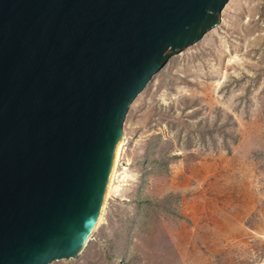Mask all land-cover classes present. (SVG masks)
<instances>
[{
  "label": "water",
  "instance_id": "1",
  "mask_svg": "<svg viewBox=\"0 0 264 264\" xmlns=\"http://www.w3.org/2000/svg\"><path fill=\"white\" fill-rule=\"evenodd\" d=\"M228 0H0V264L78 256L129 106Z\"/></svg>",
  "mask_w": 264,
  "mask_h": 264
},
{
  "label": "rangeland",
  "instance_id": "2",
  "mask_svg": "<svg viewBox=\"0 0 264 264\" xmlns=\"http://www.w3.org/2000/svg\"><path fill=\"white\" fill-rule=\"evenodd\" d=\"M122 130L101 225L49 264H264V0H228Z\"/></svg>",
  "mask_w": 264,
  "mask_h": 264
},
{
  "label": "bare ground",
  "instance_id": "3",
  "mask_svg": "<svg viewBox=\"0 0 264 264\" xmlns=\"http://www.w3.org/2000/svg\"><path fill=\"white\" fill-rule=\"evenodd\" d=\"M123 143H124V139L122 138L120 140V144H119V147H118V151H117V155H116V158H115V164H114V167H113V170H112V173H111V176H110V180H109V184H108V187H107V191H106V195H105V199H104V203H103V206H102V209H101V212H100V215L98 217V220L96 222V224L94 225L93 229H92V232L99 226V224L101 225V222H102V215L104 214L103 211H104V207H105V201L107 199V197L109 196V194L111 193V191L115 188L113 186L114 184V180L116 178V176L118 175L117 173V168H118V159H119V156L121 154V151H122V148H123ZM105 212V211H104ZM91 232V234H92ZM90 234V235H91ZM89 235V236H90ZM89 238V237H88ZM85 245V244H84Z\"/></svg>",
  "mask_w": 264,
  "mask_h": 264
}]
</instances>
